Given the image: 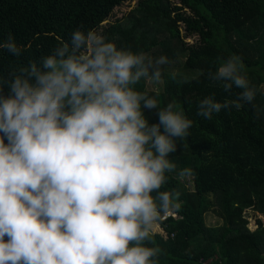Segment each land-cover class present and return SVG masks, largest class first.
<instances>
[{
    "label": "clouds",
    "instance_id": "9594fccd",
    "mask_svg": "<svg viewBox=\"0 0 264 264\" xmlns=\"http://www.w3.org/2000/svg\"><path fill=\"white\" fill-rule=\"evenodd\" d=\"M0 49L21 52L11 35ZM168 63L76 30L39 66L0 80V264H158L161 249L145 242L179 208L160 189L192 121L169 103L150 123L143 110L157 100L134 86L159 85ZM243 67L232 55L208 73L226 92L243 91L224 103L204 98L197 115L253 101Z\"/></svg>",
    "mask_w": 264,
    "mask_h": 264
},
{
    "label": "trees",
    "instance_id": "16d2710c",
    "mask_svg": "<svg viewBox=\"0 0 264 264\" xmlns=\"http://www.w3.org/2000/svg\"><path fill=\"white\" fill-rule=\"evenodd\" d=\"M125 1L0 0V43L11 35L21 50L16 56L0 49V80L30 62L39 66L76 30L95 31L118 49L153 61L165 56L162 88L149 90L141 80L134 90L157 100V109H142L150 123L171 103L192 125L175 142L168 159L176 168L160 189L174 193L179 208L158 222L163 235L152 233L145 246L161 249L158 264H264V0H137L108 22ZM232 55L240 57L255 97L240 110L222 109L205 119L197 115L201 100L224 103L243 91L233 86L226 92L224 81L208 78ZM179 63L181 71L173 73ZM185 168L192 170L191 189L179 176ZM247 211L254 217L250 228ZM207 213L218 221L214 227L205 225Z\"/></svg>",
    "mask_w": 264,
    "mask_h": 264
},
{
    "label": "rangeland",
    "instance_id": "374dc122",
    "mask_svg": "<svg viewBox=\"0 0 264 264\" xmlns=\"http://www.w3.org/2000/svg\"><path fill=\"white\" fill-rule=\"evenodd\" d=\"M136 1L137 0H127V1L123 2L121 5H119L118 7H116L113 10L112 16L108 20V22H113V20L115 18H119V17H121V15L126 14V12L129 11L134 6ZM104 24H106V23H104ZM185 41L188 43H193L195 41V39L194 38H186ZM179 62H180V60H179ZM181 69H182V66L180 63H179V66H173L172 67L173 73H179V71H181ZM162 86H163V82H161L159 85H154L153 83L146 81V88H148L149 90H156L158 88H162ZM261 87H262L261 91L264 93V85H262ZM190 179H191V177L186 178V184L189 187V189H191ZM246 217L250 221V226H249V228H250L253 226L254 217L251 216V213L249 211L246 212ZM262 221L264 223V217L262 218ZM217 223H218V221L213 217V214H209V213L206 214V219H205V225L206 226L214 227ZM152 233H159V234L163 235V232L159 228L158 224L155 226L154 231Z\"/></svg>",
    "mask_w": 264,
    "mask_h": 264
},
{
    "label": "built area",
    "instance_id": "2783aa9c",
    "mask_svg": "<svg viewBox=\"0 0 264 264\" xmlns=\"http://www.w3.org/2000/svg\"><path fill=\"white\" fill-rule=\"evenodd\" d=\"M168 217H170V214L167 216H164L161 220L163 221V220L167 219Z\"/></svg>",
    "mask_w": 264,
    "mask_h": 264
}]
</instances>
